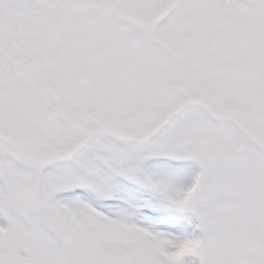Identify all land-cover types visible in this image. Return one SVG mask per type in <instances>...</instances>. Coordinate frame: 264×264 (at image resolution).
<instances>
[{
	"label": "snow or ice",
	"instance_id": "6c2138e0",
	"mask_svg": "<svg viewBox=\"0 0 264 264\" xmlns=\"http://www.w3.org/2000/svg\"><path fill=\"white\" fill-rule=\"evenodd\" d=\"M0 264H264V0H0Z\"/></svg>",
	"mask_w": 264,
	"mask_h": 264
}]
</instances>
